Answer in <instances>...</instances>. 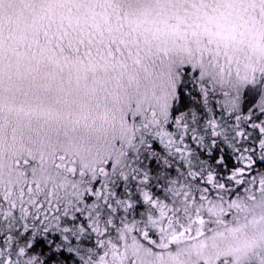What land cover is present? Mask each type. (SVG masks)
Masks as SVG:
<instances>
[{
  "label": "snow or ice",
  "instance_id": "snow-or-ice-1",
  "mask_svg": "<svg viewBox=\"0 0 264 264\" xmlns=\"http://www.w3.org/2000/svg\"><path fill=\"white\" fill-rule=\"evenodd\" d=\"M0 264H264V0H0Z\"/></svg>",
  "mask_w": 264,
  "mask_h": 264
}]
</instances>
